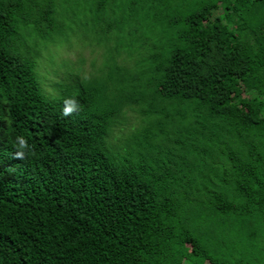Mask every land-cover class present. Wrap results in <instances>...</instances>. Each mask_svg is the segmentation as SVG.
I'll return each instance as SVG.
<instances>
[{"label": "trees", "instance_id": "1", "mask_svg": "<svg viewBox=\"0 0 264 264\" xmlns=\"http://www.w3.org/2000/svg\"><path fill=\"white\" fill-rule=\"evenodd\" d=\"M125 1L46 91L57 0H0V264H264V0Z\"/></svg>", "mask_w": 264, "mask_h": 264}, {"label": "rangeland", "instance_id": "2", "mask_svg": "<svg viewBox=\"0 0 264 264\" xmlns=\"http://www.w3.org/2000/svg\"><path fill=\"white\" fill-rule=\"evenodd\" d=\"M98 2V0H57V12L64 22L62 33L65 37L59 44L51 45L46 50L45 42H39L37 47L40 56L36 72L40 82L42 79L46 91L50 90L51 82L63 77L62 65L79 70L81 76L90 77L96 74L97 68L107 64L108 52L113 42L109 43L103 35L107 33L106 27L109 21L117 17V14L113 15V11L117 8L115 6L125 4L126 1L117 0L115 6L110 3L105 6L104 11L98 9ZM27 46L31 52L34 51L31 41ZM238 90L236 88L237 92ZM129 119L124 132L137 125L135 115L129 114ZM115 134L118 136V130Z\"/></svg>", "mask_w": 264, "mask_h": 264}, {"label": "clouds", "instance_id": "3", "mask_svg": "<svg viewBox=\"0 0 264 264\" xmlns=\"http://www.w3.org/2000/svg\"><path fill=\"white\" fill-rule=\"evenodd\" d=\"M76 96L77 94L74 93L71 98H66L63 101V116H71L83 110V106L80 104ZM14 144L16 147L15 159L24 160L29 156H37V152L35 151L34 147L29 144L28 140L23 135H17Z\"/></svg>", "mask_w": 264, "mask_h": 264}]
</instances>
